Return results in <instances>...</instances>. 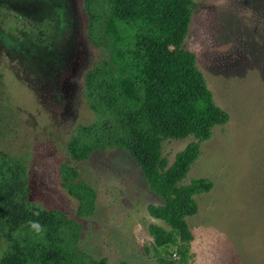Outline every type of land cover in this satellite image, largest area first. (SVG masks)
Wrapping results in <instances>:
<instances>
[{
  "label": "rangeland",
  "instance_id": "374dc122",
  "mask_svg": "<svg viewBox=\"0 0 264 264\" xmlns=\"http://www.w3.org/2000/svg\"><path fill=\"white\" fill-rule=\"evenodd\" d=\"M31 1L0 0V152L25 158L33 204L78 217L61 166L76 127L96 119L84 73L107 50L88 38L83 0H50L52 13ZM195 1L185 46L230 119L215 126L184 182L209 177L214 186L196 196L199 211L188 217L194 238L180 242L189 250L183 262L176 246L155 247L150 225L170 226L150 214L149 205L162 200L128 151L71 159L98 191L95 213L80 218L81 247L108 264H160L163 256L173 264H264V0ZM65 10L71 43L53 40ZM192 139L164 142L169 164ZM8 247L0 233V259Z\"/></svg>",
  "mask_w": 264,
  "mask_h": 264
},
{
  "label": "trees",
  "instance_id": "16d2710c",
  "mask_svg": "<svg viewBox=\"0 0 264 264\" xmlns=\"http://www.w3.org/2000/svg\"><path fill=\"white\" fill-rule=\"evenodd\" d=\"M197 6L195 0H83L88 38L107 55L84 73L83 92L96 119L76 127L67 145L70 159L61 166L62 184L78 201V217L33 204L25 158L0 152V233L9 241L0 264H108L107 257L81 247L80 218L95 213L98 191L71 159L84 161L110 147L130 153L162 200L149 205L150 214L170 226L150 225L156 249L174 245L187 261L188 246L180 242L194 238L188 217L199 211L196 196L209 192L214 181H184L215 126L230 119L215 101L196 53L185 46ZM187 137L193 139L169 164L164 142ZM160 264L173 262L163 256Z\"/></svg>",
  "mask_w": 264,
  "mask_h": 264
},
{
  "label": "flooded vegetation",
  "instance_id": "af4514ba",
  "mask_svg": "<svg viewBox=\"0 0 264 264\" xmlns=\"http://www.w3.org/2000/svg\"><path fill=\"white\" fill-rule=\"evenodd\" d=\"M50 12L52 13V11H50ZM65 13H66L65 15L67 16L66 18H68V19L57 24V28H56L57 36L53 40L70 42L68 37L63 32H68L67 26H68V23H69V25H71L70 22H72V19H71V14H69L68 10L65 11Z\"/></svg>",
  "mask_w": 264,
  "mask_h": 264
},
{
  "label": "water",
  "instance_id": "95a60500",
  "mask_svg": "<svg viewBox=\"0 0 264 264\" xmlns=\"http://www.w3.org/2000/svg\"><path fill=\"white\" fill-rule=\"evenodd\" d=\"M31 1V0H30ZM53 3H57L58 1H60V0H51ZM50 0H42V2L44 3V7L45 8H39L38 7V2L36 3V5L37 6H35V8L34 9H37V10H42V11H44V13L46 12V11H52V8L51 9H49L51 6L50 5H52V2H51ZM64 1V0H63ZM32 2V1H31ZM64 3H65V1H64ZM66 5V4H65ZM26 9H29V7H27ZM66 11V10H65Z\"/></svg>",
  "mask_w": 264,
  "mask_h": 264
},
{
  "label": "clouds",
  "instance_id": "9594fccd",
  "mask_svg": "<svg viewBox=\"0 0 264 264\" xmlns=\"http://www.w3.org/2000/svg\"><path fill=\"white\" fill-rule=\"evenodd\" d=\"M34 215H39V212H34ZM29 223L37 233H40L42 231V227L38 222L30 221Z\"/></svg>",
  "mask_w": 264,
  "mask_h": 264
}]
</instances>
